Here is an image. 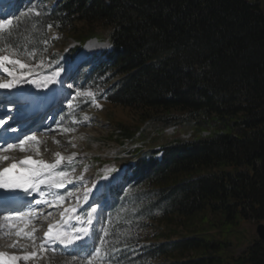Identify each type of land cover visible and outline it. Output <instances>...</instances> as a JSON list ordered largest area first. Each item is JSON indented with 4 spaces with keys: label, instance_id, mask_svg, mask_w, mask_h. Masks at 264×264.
I'll list each match as a JSON object with an SVG mask.
<instances>
[{
    "label": "trees",
    "instance_id": "1",
    "mask_svg": "<svg viewBox=\"0 0 264 264\" xmlns=\"http://www.w3.org/2000/svg\"><path fill=\"white\" fill-rule=\"evenodd\" d=\"M48 29L67 32L78 43L69 60L88 40H107L110 49L84 74L94 81L116 79L107 102L178 111L195 127L191 140L165 142L160 158L136 150L123 176L130 190L152 192L151 206L161 218L181 223L207 212L221 237L190 221L192 227L175 240L171 236L178 234L169 229L164 241L141 246L136 259L264 264V241L257 236L239 255L226 252L238 227L264 221L261 0H54L49 9L19 14L0 33V50L41 52L50 42ZM112 195L114 206L123 194Z\"/></svg>",
    "mask_w": 264,
    "mask_h": 264
},
{
    "label": "rangeland",
    "instance_id": "2",
    "mask_svg": "<svg viewBox=\"0 0 264 264\" xmlns=\"http://www.w3.org/2000/svg\"><path fill=\"white\" fill-rule=\"evenodd\" d=\"M53 1L0 0V10L7 13L0 16V20L12 21L10 26L0 28V33L11 27L19 14L49 9ZM47 34L50 42L42 46L41 52L15 53L0 50V57H9L8 61H0L4 68L8 69V72L0 69V82H25L43 76L53 77L56 72L61 76L57 77L60 82L56 84L53 120L50 122L43 111L37 122L38 126L35 124V128L20 134L18 141L25 140L26 137L29 139L10 152L15 155L13 163L30 172L38 180V186L42 190L40 193L44 194L41 199H37L41 200L37 207L24 209L16 215H3L16 217L9 220L8 229L3 232L5 237L0 235V242L5 245V239L12 240L14 245L10 250H15V254L23 259L27 257L17 264H89V261L91 264H169L170 260L166 257L157 261L137 260L136 252L141 246L164 241L169 229L178 234L171 236V239L175 240L192 227L189 225L191 222L196 224V228L207 229L216 238H220V228L212 227L216 221L210 213H198L191 222L181 219L179 223L178 218H161L160 213L151 206L152 192L144 188L130 190L129 184L123 179L124 172H128L129 163L127 164L126 160L131 164V154L135 147L141 146L146 150L162 146L176 138L187 140L194 134V125L184 119V114L178 111L165 113L131 109L107 102L106 93L115 84L116 79L109 75L95 81L84 78L90 67L103 59L102 53L110 49L104 37L93 39L96 47L91 53H84L83 45L75 57L69 60L68 52L78 45L73 37L67 32L52 29H48ZM10 61L20 63L12 64ZM20 65L24 67L21 69ZM9 72L12 75H9ZM69 85L72 87L69 88ZM165 119L170 121L166 122ZM1 121L6 123L8 119L3 118ZM175 122L178 127L177 124L173 126L177 129L167 127ZM12 126L10 124L8 128ZM42 126L44 129L51 128L46 135H54V138L48 140V145L56 152L52 155L32 151L33 147H39V142L31 139L33 132L43 131L40 130ZM5 131L3 136L10 134V131ZM60 138L67 139V147L61 148L55 144ZM91 157H99L100 160V163L93 164V168L88 167L86 163ZM9 159V155L0 156V164L7 163ZM71 161L74 162L72 170L68 167ZM120 163L125 166L120 170L114 168H119ZM44 165L51 167L45 168ZM97 184L100 187L97 195H94L92 209L102 206V211L97 213L98 215L93 214L92 224L89 225V215L83 222L80 217L83 214H78L77 210L88 204L84 201V193L94 190ZM102 184L104 187L111 185L108 187V193L111 195L117 191L123 194L113 207V197L100 193ZM60 187H66V192L62 195L54 194ZM48 209L53 210L45 214V219L39 227L35 225L37 217L30 216L38 211L45 213ZM203 214H206L205 217ZM59 218L65 219L63 228L69 223V229H63L62 233H75L80 228L91 227L92 239L87 243L91 251L87 255L83 252L67 251L61 246H56V241L41 238L42 230ZM261 223L264 224V221ZM256 225L257 223L247 222L236 229V233L230 237L232 246L226 250L228 255H239L245 249L250 240L257 236Z\"/></svg>",
    "mask_w": 264,
    "mask_h": 264
},
{
    "label": "snow or ice",
    "instance_id": "3",
    "mask_svg": "<svg viewBox=\"0 0 264 264\" xmlns=\"http://www.w3.org/2000/svg\"><path fill=\"white\" fill-rule=\"evenodd\" d=\"M7 15V13L0 10V16ZM12 24V21L10 20H0V28L8 27ZM9 57L3 56L0 57V61H8ZM12 64H19V61H10ZM21 69L24 67V65H20ZM0 69H3L5 72H8V69L4 68V65L0 63ZM9 75H12L11 72L8 73ZM59 72H56L53 74V76H58ZM22 81L16 80L14 82H0V89H13L16 87L17 83H21ZM29 83H32L33 81L29 80ZM53 78H48L47 82L45 83V87H47L48 83H52ZM69 88L72 87V85L68 86ZM4 122L0 121V125H2ZM13 132L17 131V129H12ZM12 139H15L16 137H11ZM0 139H3V137H0ZM29 139L28 137L25 138V140ZM31 139H35L34 137ZM22 145L25 143L24 140L20 142ZM9 148H12V145H8ZM59 164L60 161H57ZM16 165L12 164L10 168H15ZM45 168L51 167L50 165H44ZM10 168H3L0 170V189H21L23 192V195H21L20 192L16 191H10V192H0V211H13L14 206L18 205L20 202L23 201L25 196L31 195V191L29 190L30 187L28 184L29 177L28 176H14L9 175ZM60 186V185H58ZM99 184L95 187L94 190H88L84 193V201L87 203L94 195L95 191L99 190ZM40 195H44L43 193H40ZM40 201H36V203H39ZM102 211V206L98 208H93L92 212L89 213V225L92 224V216L93 214H97ZM51 233V228L49 229L48 233H45V236L48 237ZM53 239L58 242L59 244L63 245L65 249L71 248L73 251H77L78 249L83 250V254L87 255L91 249L87 247V243L90 239H92V229L91 227H84L76 230L75 233H57ZM3 255V254H0ZM13 260L20 259L19 257H12ZM24 259H27V257H24ZM89 264H91V261H89Z\"/></svg>",
    "mask_w": 264,
    "mask_h": 264
},
{
    "label": "bare ground",
    "instance_id": "4",
    "mask_svg": "<svg viewBox=\"0 0 264 264\" xmlns=\"http://www.w3.org/2000/svg\"><path fill=\"white\" fill-rule=\"evenodd\" d=\"M94 41L93 39L89 40L86 42L85 46H84V53L86 52H92L94 50V48L96 46H94ZM83 53V54H84ZM83 54L80 55V57L83 56ZM57 77H61L60 74L58 76H53V77H47V76H43V77H39V78H32L30 79L31 81H33L32 83H29L27 81L21 83L24 85H31L32 88L38 90V93L43 101V106H49L52 101L56 98L55 95L57 94V87L56 84L58 82H60V79H58ZM48 78H53L52 83H48L47 87H45V83L47 82ZM20 85V84H19ZM2 90V89H0ZM52 110V109H51ZM42 118V117H41ZM3 118L0 119V121ZM8 126H10V124H6L4 125V127H0V137H3V139H0V156L3 155H9L10 159L8 161V163H12L14 161L15 155H11L10 152L13 150L14 147L19 146L21 143V141H18L20 134H22L23 132H25L26 130H29L30 128H35L36 125L32 124V125H27V124H21V125H13L11 128ZM49 128V127H48ZM12 129H17V131L13 132ZM47 128H42L40 130V132L34 133L33 132V137L35 138V140L37 142H39V147H33L32 151L36 152V153H45V155H52L54 153H56L53 149L50 148V146L48 145V140L51 138H54V135H46V133H48L50 131L51 128L47 129ZM8 130L10 131V133H12V135H6L3 136L5 133L4 131ZM31 132V131H29ZM11 137H16L15 139H12ZM25 141V140H24ZM11 144L12 148H9L8 145ZM56 145L60 146L61 148H65V146L67 145V139H63L60 138V140L57 141V143H55ZM67 147V146H66ZM20 158H22V156H19ZM19 158V159H20ZM18 159V160H19ZM40 205V204H39ZM37 207V206H36ZM53 210V209H51ZM50 209H48L45 213L44 212H36L34 214H36L35 216V221L34 224L37 225L39 227L40 224L43 223V220L45 219V214L49 213L51 211ZM22 212L21 211H16L15 213H19ZM4 214L0 215V235L4 236V233L9 226V220L13 219L12 217H5L3 216ZM11 221V220H10ZM37 229V228H36ZM6 244L3 245L2 242H0V264H17L18 261H23L24 259L21 256H18L15 254V250H10L11 247H13L14 242L12 240H8L5 239ZM12 257H19L20 259L18 260H13Z\"/></svg>",
    "mask_w": 264,
    "mask_h": 264
},
{
    "label": "water",
    "instance_id": "5",
    "mask_svg": "<svg viewBox=\"0 0 264 264\" xmlns=\"http://www.w3.org/2000/svg\"><path fill=\"white\" fill-rule=\"evenodd\" d=\"M246 2H250V1H254V0H245ZM261 5H262V12L264 14V1L261 0ZM256 234L258 239H260L261 241H264V224L259 222L256 225Z\"/></svg>",
    "mask_w": 264,
    "mask_h": 264
},
{
    "label": "built area",
    "instance_id": "6",
    "mask_svg": "<svg viewBox=\"0 0 264 264\" xmlns=\"http://www.w3.org/2000/svg\"><path fill=\"white\" fill-rule=\"evenodd\" d=\"M171 128H172V130L175 129V127H171ZM209 134H210L209 131H203L202 132V136H207Z\"/></svg>",
    "mask_w": 264,
    "mask_h": 264
}]
</instances>
